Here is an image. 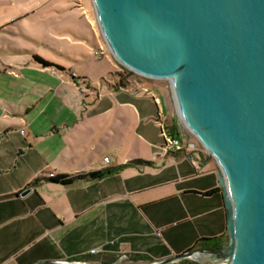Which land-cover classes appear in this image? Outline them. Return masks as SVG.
Here are the masks:
<instances>
[{"label": "crops", "instance_id": "crops-1", "mask_svg": "<svg viewBox=\"0 0 264 264\" xmlns=\"http://www.w3.org/2000/svg\"><path fill=\"white\" fill-rule=\"evenodd\" d=\"M77 8L83 16L87 14L81 3ZM88 23L97 37L94 22ZM82 38L76 44L89 42L88 37ZM98 44L99 48L103 47L101 40ZM99 48L95 55L102 58L97 54ZM43 69L57 73L54 67ZM52 78L60 80L57 75ZM41 92L46 95L42 97ZM47 95L74 112H78L82 102L75 84L61 80L58 86L45 84L40 93L33 92L32 108ZM97 98L96 116L116 110L122 119L126 113L141 120L131 128L136 139L151 145V163L122 167L119 157L113 164L108 156L103 157V161L110 159L108 164L97 163L91 159V152L105 143H93L92 133L97 129L88 127L80 134V123L51 121L45 125L47 129L39 131L37 116H25L30 112L28 103L26 113L0 104V119L8 120L5 126H0V264H38L83 256L101 262L121 255L156 261L183 254L203 239L218 238L222 243L227 242V209L217 161L201 144L184 139L174 117L167 126L175 135L180 133L177 136L185 145L195 144V150L164 154L160 149L159 125L152 121L155 116V121L159 117L168 120V105L164 110L127 85L121 90L111 86L107 94ZM143 120L149 121L142 123ZM118 126L122 127L116 125L113 130H122ZM44 137L52 140V144L55 139L70 138L71 141H60L50 148L41 141ZM114 144L122 147L124 140ZM87 159L92 161L81 170L78 164ZM118 167L121 169L114 174L92 182L61 185L48 180L52 173L77 174ZM38 178L43 180L37 186H29ZM28 188L30 193L22 196ZM214 189L218 193L205 195ZM93 250L98 253L91 254Z\"/></svg>", "mask_w": 264, "mask_h": 264}, {"label": "water", "instance_id": "water-1", "mask_svg": "<svg viewBox=\"0 0 264 264\" xmlns=\"http://www.w3.org/2000/svg\"><path fill=\"white\" fill-rule=\"evenodd\" d=\"M92 1L115 59L171 82L180 119L220 167L229 240L146 264H264V0Z\"/></svg>", "mask_w": 264, "mask_h": 264}, {"label": "rangeland", "instance_id": "rangeland-1", "mask_svg": "<svg viewBox=\"0 0 264 264\" xmlns=\"http://www.w3.org/2000/svg\"><path fill=\"white\" fill-rule=\"evenodd\" d=\"M78 3L86 9L85 16L77 8ZM78 14L82 16H80L82 19L78 17ZM89 20L94 22L97 37L93 27L88 23ZM63 35L66 37L59 39ZM85 36L89 38V42L81 41L82 44H76V41L83 40L82 37ZM98 40H101L102 48L106 53V56L102 58L95 55L99 48ZM40 60L54 65L57 73L52 74L50 69L41 70L44 66ZM64 70L66 73H63ZM71 71L77 78L85 79V83L72 82ZM56 75L60 77V80L52 78ZM122 79L133 91L139 90V93H143L142 88H148L154 97L159 98L158 106L164 110H167L168 105V120L161 117L160 125L155 121V116L152 121L159 125L158 134L161 143L163 142L161 127L171 124L174 117L179 123L184 139L187 142L201 144L180 119L169 80L140 76L115 59L99 29L92 0H0V104L7 105L14 111L23 110L26 113V103H28L30 112L25 116L30 118L37 116L36 128L39 131L42 128L47 129L45 125L51 121L69 125L80 123L82 124L80 134L88 127L97 129L92 133L93 143L97 141L105 143L97 150H92L91 159L104 164L103 157L108 156L115 164L119 157L118 162L122 167L127 165V167H130L129 165L140 167L152 161L151 145L136 139L133 135V128H131L132 125L141 123V120L126 113L122 119L118 117L116 110L106 115L96 116L98 108L94 107L98 101L97 97L107 94L111 86L116 90H121L116 84L119 85ZM61 80L75 84L78 88L82 96V102L79 103L80 108H78L79 104L76 106L78 112L65 107L57 99L51 100L48 95L32 108L30 103L33 92L39 91L40 93L45 84L58 86ZM45 95L42 93L41 96ZM144 95L155 103L153 96ZM148 121L143 120L142 123ZM7 122L8 120L0 119V126H5ZM120 124L122 127L118 126V129L122 128V130H113L116 129V125ZM121 139L124 140V145L116 147L114 143H119ZM55 140L52 144V140L48 137L41 139L45 142L43 144L50 148L60 141H71L70 138ZM199 146L203 147L202 144ZM125 158L128 160L122 162ZM138 160L146 163H135ZM89 161L92 160L87 159L79 163L80 169L81 167L87 168L85 165ZM66 173L71 174V172ZM45 176L49 177L48 174ZM192 262L193 264H208L193 260ZM146 263L149 262L144 264Z\"/></svg>", "mask_w": 264, "mask_h": 264}, {"label": "trees", "instance_id": "trees-1", "mask_svg": "<svg viewBox=\"0 0 264 264\" xmlns=\"http://www.w3.org/2000/svg\"><path fill=\"white\" fill-rule=\"evenodd\" d=\"M41 63L43 64L44 67H53L54 65L46 62V61H42L40 60ZM73 80L75 81H82V83H85V79H80L77 78L75 76H73ZM120 84L123 86H126V83L122 80H120ZM175 134V133H174ZM178 136H180V133H177ZM176 135V136H177ZM135 163H146L145 161H135ZM119 169H121V167L118 168H106V169H102V170H91V171H87V172H81V173H77V174H54L53 177H50L48 180H50L52 183L55 184H61V185H70L74 182L77 181H83V182H92V181H96V180H101L104 179L112 174H114L115 172H117ZM43 179H35L29 186H37ZM218 189H214L211 190L209 192H206L205 195H212L215 193H218ZM199 245H212V246H222L224 243H222L218 238H212V239H203L199 241ZM71 260H85V261H91V260H96L95 258H90L87 256H83V257H77ZM118 260V258H111V259H103V261L101 262H107V263H112V262H116ZM130 260L134 261V262H153V260L150 259H146L142 256H135L130 258ZM99 261V260H98ZM186 264H193L192 260L189 261H185Z\"/></svg>", "mask_w": 264, "mask_h": 264}, {"label": "built area", "instance_id": "built-area-1", "mask_svg": "<svg viewBox=\"0 0 264 264\" xmlns=\"http://www.w3.org/2000/svg\"><path fill=\"white\" fill-rule=\"evenodd\" d=\"M84 14H86V11L83 12ZM97 54L99 56H103L105 57L106 56V53L104 51V49L101 47L99 49V51L97 52ZM73 76H75V74H73ZM76 77V76H75ZM76 84H79L80 81H75ZM117 87L120 86V89H124L126 88V86H123L121 84L117 85ZM143 92V94H146V95H152V92L148 89V88H142L141 90ZM135 93H139V90H135L134 91ZM153 99L155 100L156 104H160L159 103V98L157 97H154L153 96ZM158 124L161 125V118L159 117L157 120ZM22 134H24V130L21 131ZM161 135H162V138H163V142H162V145H161V150L164 154H169V153H172V152H179V151H182V150H190V151H193L195 150V144L193 143H188V144H184L183 140L176 136L171 130L170 128L165 125L163 128L161 127V131H160ZM104 162L106 164H108L110 162V159L107 157L104 159ZM54 176V173L50 174V177H53ZM98 253L96 250H93L91 252V254H96ZM132 260H130V258L127 256V255H121L117 262H131ZM208 264H225V262H222V263H208Z\"/></svg>", "mask_w": 264, "mask_h": 264}, {"label": "bare ground", "instance_id": "bare-ground-1", "mask_svg": "<svg viewBox=\"0 0 264 264\" xmlns=\"http://www.w3.org/2000/svg\"><path fill=\"white\" fill-rule=\"evenodd\" d=\"M182 119V118H181ZM183 123H184V120L182 119ZM185 124V123H184ZM186 125V124H185ZM198 259H206L205 257H198ZM175 263V262H174ZM168 264H172V263H168Z\"/></svg>", "mask_w": 264, "mask_h": 264}]
</instances>
